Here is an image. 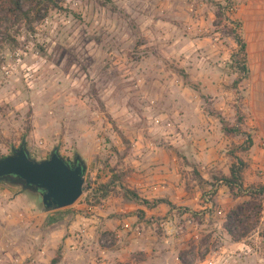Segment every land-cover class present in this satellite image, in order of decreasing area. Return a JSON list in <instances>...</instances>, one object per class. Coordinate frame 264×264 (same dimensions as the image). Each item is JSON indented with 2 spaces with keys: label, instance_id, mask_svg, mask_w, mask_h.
I'll use <instances>...</instances> for the list:
<instances>
[{
  "label": "rangeland",
  "instance_id": "1",
  "mask_svg": "<svg viewBox=\"0 0 264 264\" xmlns=\"http://www.w3.org/2000/svg\"><path fill=\"white\" fill-rule=\"evenodd\" d=\"M229 1L233 19L241 21L264 0H44L26 6L23 11L28 18L22 19L0 1V69L8 63L17 65L9 79H3L0 70V158L24 139L37 161L56 149L70 160L94 153L98 163H123L130 149L124 141V122L120 123L123 117L118 119L110 109L119 111L124 98L140 93V81H145L139 68L143 63L162 66L163 79L179 93L185 89L183 77L189 82L191 76L211 75L207 69L215 68L214 82L196 86V93L187 88L188 94L198 98L202 113L229 126L225 119L235 114L243 124L248 115L245 84L234 88L242 75L231 73L236 63L241 65V57L228 32L233 26L221 17L230 14ZM16 51L25 55L19 63L14 59ZM165 88L167 92L169 86ZM168 119L173 122L177 117ZM168 119L160 122L158 135L149 141L165 149L174 145L180 151L186 140L182 144L176 136L180 132L183 140L184 133L175 124L168 131ZM138 123L153 127L149 119ZM241 139L245 141L244 136ZM239 156L248 166L241 189L216 182L203 185L187 171L207 200L213 201L220 191L224 193L221 201L227 202L215 204L213 223L219 227L201 233L188 250L172 254L182 263L264 264V192H260L264 155L258 162L240 151ZM89 185L87 178L83 196L73 206L46 213L41 222L14 224L0 215V264H50L60 258L50 233L62 226L67 237ZM41 208L36 203L37 215ZM233 213L239 218L235 226L229 223Z\"/></svg>",
  "mask_w": 264,
  "mask_h": 264
},
{
  "label": "crops",
  "instance_id": "2",
  "mask_svg": "<svg viewBox=\"0 0 264 264\" xmlns=\"http://www.w3.org/2000/svg\"><path fill=\"white\" fill-rule=\"evenodd\" d=\"M254 8L251 15L238 21L246 47L248 76L244 81V104L247 119L239 125L235 114H231L225 121L230 124L228 129L240 126L241 132L250 134L252 145L242 154L258 162L264 155V1ZM139 68L145 79L140 81V93L124 98L119 111L110 109L118 119L121 114L123 117L120 123L124 122V141L126 145L128 141L130 147L123 163H98L94 153L81 156L86 165L84 183L88 178L90 185L84 193L85 203L75 209V220L87 210L95 225V237L112 233L115 240L108 248L94 241L83 251L71 252L64 237L65 229L59 226L50 233L51 243L61 252L56 264H184L172 254L188 250L191 241L201 233L219 227L213 223V217L215 204L227 202L221 201L224 193L218 191L213 201L207 200L196 181L189 180L187 171L197 173L203 185L212 184L220 174L228 176L230 166L237 159L243 162L239 156V145L244 143V139L239 138L243 135L223 132L218 118L199 111L198 98L188 94L189 88L184 83L182 92L174 91L172 83L163 79L162 66L156 62L143 63ZM207 71L214 74L216 69L212 67ZM231 73L237 77V73ZM213 74L191 76L188 81L203 87L215 81ZM166 86H169L167 92ZM169 117L177 119L172 122ZM143 118L151 120L153 127L138 123ZM166 119L169 120L166 122L168 131L175 128V124L184 133L183 140L180 132L176 136L182 144L186 140L180 151L174 145L165 149L149 141L158 135V126ZM121 150L123 146L118 149ZM36 203V197L33 199L14 187L0 185V205L8 206L12 223L22 222L28 226L35 220H45L46 213L36 214Z\"/></svg>",
  "mask_w": 264,
  "mask_h": 264
},
{
  "label": "water",
  "instance_id": "3",
  "mask_svg": "<svg viewBox=\"0 0 264 264\" xmlns=\"http://www.w3.org/2000/svg\"><path fill=\"white\" fill-rule=\"evenodd\" d=\"M86 165L81 156L72 160L62 157L56 149L49 157L37 161L30 156L25 140L10 154L0 158V185L19 188L36 197L41 213L73 206L84 191Z\"/></svg>",
  "mask_w": 264,
  "mask_h": 264
},
{
  "label": "trees",
  "instance_id": "4",
  "mask_svg": "<svg viewBox=\"0 0 264 264\" xmlns=\"http://www.w3.org/2000/svg\"><path fill=\"white\" fill-rule=\"evenodd\" d=\"M3 4H6L9 8H12V12L14 14H16L19 18H28V13L27 11L24 12V8L28 5H33L35 3V1L40 2V1H44V0H0ZM230 2L231 5V11L230 14L228 16L225 15H221L224 16V21H226L227 23L231 24L233 26V30L232 29H228L229 33H231V35H233V39L235 41V43L237 44L238 47V55H240L241 59H240V63L241 65L239 66L238 63H236V65L234 67H232L231 69L236 72L237 74H241L242 77L240 80H237L233 83L234 88H236V86L238 84H240L241 82H244L247 79L248 76V69L246 66L247 60H246V47L244 42L241 39L240 36V32H241V24L233 19L234 16V7L233 4ZM216 18H220L219 15L216 16ZM183 83L184 86L191 88L194 91H198V88L195 85H192L191 83L187 82L186 78L183 77ZM220 123L222 125V130L223 132L227 133V134H236L239 133L241 135H243L245 137V141L242 145L241 148H239L240 153H244L246 152L252 145L251 143V139L250 136L247 135L246 133L241 132V130L239 129H228L227 125L221 120ZM237 123H239V125L242 124V121H237ZM248 166L246 164H244L241 160L237 159L235 161V163H233L230 168H229V175L228 176H223V175H219V178H214L213 182L216 183H222L225 187H227L228 189H241V181H242V173L243 171L247 168ZM193 174L197 177V179L199 180L200 183H202L200 177L198 176V174L195 172H193ZM22 193V191H19ZM260 192H264V189H261ZM239 218L238 215L235 213L231 214L229 216V223L233 226H235V224H237ZM225 230L227 232V234L232 238L233 237V231L230 228V225L225 226ZM57 257H55L52 261L51 264H56L58 262Z\"/></svg>",
  "mask_w": 264,
  "mask_h": 264
},
{
  "label": "built area",
  "instance_id": "5",
  "mask_svg": "<svg viewBox=\"0 0 264 264\" xmlns=\"http://www.w3.org/2000/svg\"><path fill=\"white\" fill-rule=\"evenodd\" d=\"M23 56H25L23 53H21L20 51H16V53L14 54L15 62L19 63ZM16 66V64L10 63L2 65L0 70L3 79H9L10 77H12L16 73ZM0 215L10 219V216H8L9 214L7 205H0ZM95 235V225L93 223V220L91 219V214L89 211L85 210L83 212V216L78 217L76 222L72 225L67 233L66 244L68 250L71 252L83 251L84 249H86V246L88 244L92 243L95 240L98 242L99 246H110L115 240V235L112 233H107L103 235V237L99 235L95 237Z\"/></svg>",
  "mask_w": 264,
  "mask_h": 264
}]
</instances>
